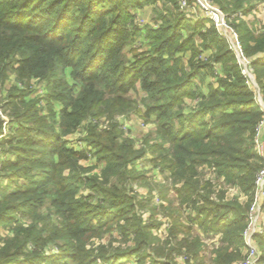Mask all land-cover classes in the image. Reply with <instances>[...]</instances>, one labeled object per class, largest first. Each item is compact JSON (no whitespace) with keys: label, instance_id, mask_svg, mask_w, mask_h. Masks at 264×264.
I'll return each mask as SVG.
<instances>
[{"label":"trees","instance_id":"1","mask_svg":"<svg viewBox=\"0 0 264 264\" xmlns=\"http://www.w3.org/2000/svg\"><path fill=\"white\" fill-rule=\"evenodd\" d=\"M155 2L0 0V77L12 73L22 82L37 79L51 87L44 97L46 116L40 114L39 100L26 101L29 90L13 87L8 102L2 105L0 99L9 119L0 115L1 157H10L0 168L8 180L0 181V226L12 225L18 214L31 219L28 228L20 226L15 237L6 239L0 264H122L132 263L133 256L136 264H161L158 258L173 259L171 241L161 243L154 236L159 224H145L143 201L132 188L142 177L137 161L147 152L137 153L114 121L135 110L137 102L128 95L138 84L146 95L144 116L157 123V142L149 147L152 162L191 211L170 231L181 245L178 252L199 255L201 238L193 235L198 225L209 237L221 236L213 264L242 257L249 202L228 199L226 192L214 198L213 185L202 182L199 170H212L252 200L262 166L254 141L264 110L229 42L210 19L191 20L176 10L156 15V28L135 25L132 12ZM259 2L264 0L222 6L230 15L246 16ZM235 27L264 101V31L256 34L243 20ZM139 35L147 37L146 51L134 49ZM128 49L133 59L127 58ZM203 54L209 57L203 60ZM66 69L72 70L73 84L65 76L54 77ZM209 75L215 81L208 82ZM186 99L195 100L187 112ZM55 103L61 106L58 113L52 109ZM101 116L113 121L105 130L99 129ZM85 121H90V148L69 147L67 137ZM91 156L104 166L100 175L81 164ZM22 177L25 183L19 184ZM81 186L93 194L80 196ZM112 231L119 233V246L90 247L92 239ZM180 232L187 237L178 241ZM58 239L60 254H45L42 249ZM30 244L35 251L21 259Z\"/></svg>","mask_w":264,"mask_h":264},{"label":"rangeland","instance_id":"2","mask_svg":"<svg viewBox=\"0 0 264 264\" xmlns=\"http://www.w3.org/2000/svg\"><path fill=\"white\" fill-rule=\"evenodd\" d=\"M226 14H229V12L225 11L223 6L227 5V2H230L232 0H220L222 1V4L218 0H213ZM223 5V6H222ZM176 10L178 12L185 14L180 9L179 0H177V5L173 4V2L169 0H156L154 4H151L143 9L135 10L133 11L134 15V24L138 25L139 27L145 28V26H153L157 27L159 25L158 22H156V15H162L166 14L167 12H174L176 13ZM200 14H195L193 17H188L191 20H197L196 17H198ZM187 16V15H186ZM231 17V23L233 25H237L238 22L241 20L248 23L249 27H251L256 34H259L264 31V2H259L256 7H254L253 11L248 14L244 15L240 18H233ZM138 42L135 44L134 49L138 51H146L149 49V44H146L147 37L146 35H139ZM199 42H201L199 39H197ZM133 49V50H134ZM129 51V49L127 50ZM134 52H130L127 54L128 59H133ZM209 55L203 54L202 58L203 60H206ZM247 58V57H246ZM248 59V58H247ZM242 70H243V66ZM216 72L219 69H214ZM72 70L66 69L65 72L56 73L54 75L57 77L65 76L66 79L73 84L72 81ZM212 75V74H211ZM209 75V79L211 82L215 81L213 76ZM1 76V75H0ZM248 78V81L250 85L256 90L257 92V98L259 100V103L261 107L264 110V101L260 96V91L258 87V83L255 79L253 68L250 69L249 75L246 76ZM199 82V81H198ZM199 84L203 85V83L199 82ZM13 87H19V89L23 90H29L31 91L30 95L26 97V101H35L36 99L39 100L38 107L42 106L44 107L43 111H40V114L43 115L48 114V105L47 102H45L44 97L47 96L49 90H50V84L48 81H39L37 79H32L25 82H22L17 78V75L12 73H7L5 77H0V99H2L1 103L4 105L6 102H8L9 96L13 91ZM145 94L142 91L140 84H138V89L134 92H131L128 95V99L131 101L137 102L135 105L136 107L133 112L130 114H121L115 116L114 121L119 122L121 124L122 130L125 132L126 138H129L133 143L134 149L137 153H141L142 151L146 150V154L144 158L137 161V166L139 172L142 174V177H138L136 181L132 182V188L137 192L138 199L143 201V208H142V216L144 219L145 224H156L158 225L152 230V233L154 236L157 237L161 243H166L168 241H171V246L175 248L174 251H172L170 258L173 259H165V258H158L157 260L161 262V264H213V260L215 258V254H212L215 250L219 247V240L221 238L220 235H216L214 238L209 237L208 235H205L202 233V230L199 229L198 225H194L193 235L199 236L201 238V248L198 256H194V254L190 253L188 255V251L186 249H183V253L178 252L180 248V244H177L174 240H172L170 231L172 229V226L175 222V220H180L182 217L186 219L185 217L188 216V214L191 212L190 209L187 208L186 203H183V197L177 192V188H174L173 186H167L165 185V181L160 182L161 179L158 180L157 176L160 174L159 169L157 171L155 170V163L152 162V158L154 157L150 151L149 147L151 144H156L157 142V123L156 120L148 119L144 116L145 107H144V99ZM186 110L187 112L190 107L192 108V105H194L195 100L193 99H186ZM60 104L55 103L53 106V110L57 113L60 111ZM9 110H12L10 108ZM0 115L5 120V122H8V117L4 115V110L2 107H0ZM99 120L100 130H105L110 124L113 122L111 119H109L108 116H101L97 118ZM49 122L52 123V119H49ZM96 122V121H95ZM28 125H31V123H28ZM90 126V121H85L82 123L81 127L72 135L68 136V142L69 147H73L77 150H84L85 148H90L87 139L89 138L88 133V127ZM4 134H7L9 131L6 129L4 131ZM156 137V138H155ZM4 148L9 150L10 146L6 145ZM1 150L2 146L0 145V168L2 165V161L6 160V155L2 158L1 157ZM94 153V152H93ZM11 156V155H9ZM83 166L90 168L91 172L90 174H96L100 175L103 169V164H100L96 157H90L88 160H83L81 163ZM133 165L129 167L130 170H133ZM68 173V171H67ZM162 174V173H161ZM163 175V174H162ZM137 176V174L135 175ZM199 177L202 180V182L206 183L209 182L213 185L214 189V198H217V196L221 192H226V197L228 199H231L233 197L239 198V201L243 205H247L249 202V205L251 206L252 200L248 195H246L242 189H240L237 186H231L225 183V180L223 178H218L215 176L212 171L208 168H202L199 170ZM167 176H163V180L166 179ZM5 179V176L3 174H0V181H3ZM5 181H8L5 179ZM19 184H24L25 179L22 177L19 179ZM113 183V182H112ZM93 192L88 189L85 186H81L79 195L80 196H89L92 195ZM96 198H93V202H95ZM253 199V198H252ZM251 201V202H250ZM249 206V210H250ZM48 209H42V213H46ZM249 213V211H248ZM263 214V221H264V206L262 210ZM31 225V219L29 217H23L21 214L17 215V221L14 222L12 225L9 226H0V234H1V241H0V248L4 247L6 245V239L15 237L18 232V227L23 226V228H28ZM186 232H180L178 241H181L182 239L186 238L187 235ZM258 236H263L258 235ZM120 239L118 231H112L110 233L104 234L101 238L92 239L91 246L93 248H98L100 244H109L110 242L113 243L114 246H119ZM194 241V238L191 239L190 243ZM252 243L256 245V248L259 251V254L261 256L262 261L264 262V240L263 242L259 241L258 238L252 239ZM130 244V243H129ZM156 247H158L159 243H154ZM60 245H63V242L61 239L51 241L48 246L43 248L42 250L45 252V254H60L61 247ZM185 248V247H183ZM41 250V251H42ZM35 247L33 244H30L29 248L25 250L24 254L21 256V259H24L27 254L30 252H34ZM242 251V257L240 259L235 260L232 263L238 262L243 260L246 256V248ZM244 257V258H243ZM137 257H132V263L123 260L121 261L122 264H136L137 263ZM231 263V264H232ZM47 264V263H46ZM107 264V263H105ZM146 264H151V261H147Z\"/></svg>","mask_w":264,"mask_h":264},{"label":"built area","instance_id":"3","mask_svg":"<svg viewBox=\"0 0 264 264\" xmlns=\"http://www.w3.org/2000/svg\"><path fill=\"white\" fill-rule=\"evenodd\" d=\"M179 4L181 11L187 17L200 14L196 19H210L213 21L220 35L229 42L230 48L235 53L239 64L243 66L244 75H249L251 64L246 58L238 30L231 23L230 15L226 14L213 0H179ZM237 16L243 17L242 14L232 15L233 18ZM263 124L264 121L259 124L254 141L255 151L261 159L262 166L256 175L255 193L248 213V225L243 233L247 252L243 260L232 264H264L256 245L252 243L254 236L264 234L262 214L264 206V138L261 135Z\"/></svg>","mask_w":264,"mask_h":264},{"label":"crops","instance_id":"4","mask_svg":"<svg viewBox=\"0 0 264 264\" xmlns=\"http://www.w3.org/2000/svg\"><path fill=\"white\" fill-rule=\"evenodd\" d=\"M208 82H211V81H210V80H208ZM212 82H213V81H212ZM194 104H195V103H194ZM261 135H262V137L264 138V124H263V128H262V134H261ZM157 169H159V168L155 167V170H156V171H157ZM211 171H212V170H211ZM212 173H213V172H212ZM163 176H164V175H162V174H161V172H160V174L157 176L158 180H159V179H161V181H160V182H163V181H165V182H166V180H165V179H164V180L162 179V178H163ZM233 198H234V197H233ZM235 198H236V197H235ZM231 199H232V198H231ZM238 199H239V198H238ZM189 214H191V212H190ZM189 214H188V215H189ZM244 249H245V248H243L242 250L244 251Z\"/></svg>","mask_w":264,"mask_h":264}]
</instances>
